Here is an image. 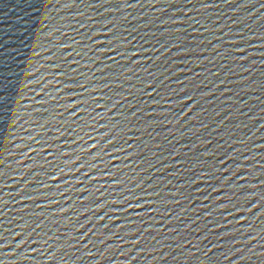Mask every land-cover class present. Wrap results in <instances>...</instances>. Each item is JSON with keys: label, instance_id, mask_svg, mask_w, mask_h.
<instances>
[{"label": "water", "instance_id": "95a60500", "mask_svg": "<svg viewBox=\"0 0 264 264\" xmlns=\"http://www.w3.org/2000/svg\"><path fill=\"white\" fill-rule=\"evenodd\" d=\"M0 264H264V0H0Z\"/></svg>", "mask_w": 264, "mask_h": 264}]
</instances>
